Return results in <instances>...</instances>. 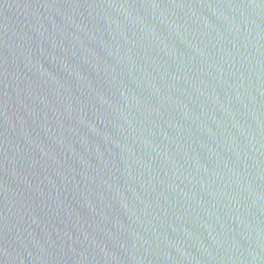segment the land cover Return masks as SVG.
<instances>
[{
  "label": "water",
  "instance_id": "95a60500",
  "mask_svg": "<svg viewBox=\"0 0 264 264\" xmlns=\"http://www.w3.org/2000/svg\"><path fill=\"white\" fill-rule=\"evenodd\" d=\"M0 264H264V0H0Z\"/></svg>",
  "mask_w": 264,
  "mask_h": 264
}]
</instances>
